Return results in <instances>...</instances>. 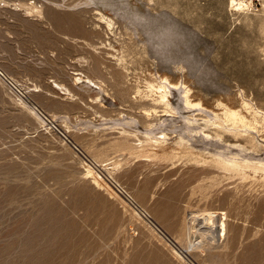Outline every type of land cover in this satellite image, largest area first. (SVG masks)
<instances>
[{"label": "rangeland", "instance_id": "1", "mask_svg": "<svg viewBox=\"0 0 264 264\" xmlns=\"http://www.w3.org/2000/svg\"><path fill=\"white\" fill-rule=\"evenodd\" d=\"M31 2L42 16L17 6ZM147 3L160 11L168 0ZM199 3L198 21L178 22L189 32L203 22L194 53L217 73L215 87L191 86L156 66L118 21L85 0H0V69L23 94L0 77V264H264L263 166L223 170L213 156L224 145L264 162V126L255 114L264 110V45L241 21L264 9V0L239 10L230 0ZM189 7L181 0L171 11L183 17ZM244 39L258 48L242 49ZM166 78L190 89L191 101L218 114L238 109L253 125L210 129L212 142L182 144L178 111L151 114L164 110L155 90ZM169 98L184 114L197 112L183 107L178 91ZM164 119L174 123L162 128ZM146 129L160 136L166 129L167 138L150 140ZM62 133L99 166L85 163ZM106 177L124 185L152 222ZM209 213L215 226L206 224Z\"/></svg>", "mask_w": 264, "mask_h": 264}, {"label": "clouds", "instance_id": "2", "mask_svg": "<svg viewBox=\"0 0 264 264\" xmlns=\"http://www.w3.org/2000/svg\"><path fill=\"white\" fill-rule=\"evenodd\" d=\"M180 2L168 0V5L160 11H153L147 0H85V6L99 9L118 21L127 30L128 38L139 46L142 53H147L156 66H167L182 77H187L191 86L215 87L217 73L194 53V42L197 34L202 33L203 22L194 23L192 32L186 31L178 22V18L189 23L200 19L199 0H187L190 7L185 10L183 17L171 11L172 6ZM141 4L145 9L143 12L140 10ZM241 21L249 32L258 34L257 41L264 45V9L256 11L253 8ZM257 41L250 43L244 39L241 47L244 50L257 49ZM213 58L218 60L219 56L213 54ZM259 62L264 65V55L259 56Z\"/></svg>", "mask_w": 264, "mask_h": 264}, {"label": "bare ground", "instance_id": "3", "mask_svg": "<svg viewBox=\"0 0 264 264\" xmlns=\"http://www.w3.org/2000/svg\"><path fill=\"white\" fill-rule=\"evenodd\" d=\"M230 3L232 5H235V7H237V10H239L241 8L244 9L245 7H247V9H248V7L252 6L253 0H230ZM17 6H20V7L21 6L22 7L25 6L26 7L25 9H27L29 11V13H35L36 12L37 14H39V16L43 15V11L40 8L42 6L39 7L38 4H32V2L30 4L29 3L28 4L19 3ZM109 25H111L110 22H109ZM82 78H83L82 76L76 77L77 80H81ZM84 78H85V81L89 82V84L91 83L92 85H95V86L97 85V82L94 79H92L91 77L85 76ZM55 86L59 87L61 85L57 84ZM99 87H100V85H99ZM157 87L158 88L155 91L157 92L158 97L155 98V100L157 101L158 104H162L163 105L164 110L161 113L160 110L157 109V107H155V108L153 107L154 109H153V112L151 114H155V115H159L160 116V115H165L168 112H171L170 109H173V111L174 110L178 111L180 113V117L182 118V121H183V124L181 123V126L180 125L176 126V127H182L181 128L182 132L179 133L180 142L182 144H186V146H189L190 148H195V146L192 145L193 142H195L194 140H196L198 142L199 141H205V142H209V143L212 142L213 139H214V136L208 132V130H210V129L211 130L215 129L216 132H218V131H222V132H224V131H232V132H235L236 130H238L239 127H243L244 129L247 130V129L251 128V125H253L252 122L250 120H248L247 116H245L238 109H232V108H229L227 106H224L223 112L221 114H218V113L210 110L209 108H206L200 102L191 101V99L189 97L190 89H188L185 86L181 85V83L180 84L172 83L166 78L164 80V82L160 86H157ZM100 89H101V87H100ZM172 90L179 92V98L183 101L182 102L183 105H184L183 107L185 109H187V111L197 110V112L195 111V113H193V114H190V113L189 114H184L183 112L179 111V109L177 107L173 106V104H172V102H171V100L169 98V94L172 93ZM179 104H181V102ZM159 112H160V114H159ZM255 114L260 117V119L262 121V124L264 126V110H262L260 108H256ZM148 115H149V113H148ZM173 115H174V113H173ZM165 118H167V116ZM170 120L164 119L163 121L160 122L161 123L160 126L162 127V125H164V126L167 125V123ZM254 120L256 122H258V119L256 117L254 118ZM117 123L118 122H116V124ZM157 123H159V122H157ZM171 123L168 124V125H171ZM173 123H174V121H173ZM174 125H176V124H174ZM124 127H125V125H124ZM156 127H158V126L154 127L157 130ZM154 128H150V129L152 130ZM166 128H168V127H166ZM151 130H149V131L147 130V132H144V133H146L149 136L150 140L154 139L155 142H158V143L159 142H164L166 140V138H167V132H165L166 129H164V131H161L163 136H160L159 134L151 135V133H152ZM246 130H244V131H246ZM240 131H241V129H240ZM215 137H216L217 140L221 139L220 135H218V134ZM187 138H188V140H187ZM218 148L219 149L217 151H215L213 156H214L215 162L223 170H231V169H233V170H242L246 166H252L254 169H260L263 166V169H264V162H262L261 160H258V162H253L250 158L246 157L247 155H243L241 150H239L238 152L235 151L236 153H233V149H232V152L227 153L225 151L224 145L223 146L220 145V147L218 146ZM85 172L87 173L88 176H93V172H92L90 167L87 168ZM208 215L209 216H208V218H205V221H207L206 224L208 225V227H211L214 224H216V220L214 218L215 215L211 214V213H209ZM204 216L206 217V215H204ZM220 230L222 232L221 235L224 236L226 234L225 233L226 232L225 219L221 223V229ZM199 233L201 234L200 237L205 235V238H206L207 235H206L205 231H201ZM197 235H198V233H197ZM190 246H188V248Z\"/></svg>", "mask_w": 264, "mask_h": 264}, {"label": "built area", "instance_id": "4", "mask_svg": "<svg viewBox=\"0 0 264 264\" xmlns=\"http://www.w3.org/2000/svg\"><path fill=\"white\" fill-rule=\"evenodd\" d=\"M0 77L9 85L10 88H12L14 91H16L19 95H23L21 88L19 85L12 79L10 76H8L6 73H4L0 69ZM43 115V114H42ZM46 120H48L50 123L52 121L45 115H43ZM53 124V123H52ZM53 126L57 129V127L53 124ZM63 137L67 140V142L70 144L72 149L87 163L89 166H95L98 167L99 165L94 161L92 158H90L76 143L71 141L66 135L62 133ZM106 183L107 186L116 194L118 195L125 203L128 205L131 209L142 215L144 218H146L148 221L152 222L151 215L147 212V210L142 207L135 199L133 194L119 181L114 179L113 177H106Z\"/></svg>", "mask_w": 264, "mask_h": 264}]
</instances>
